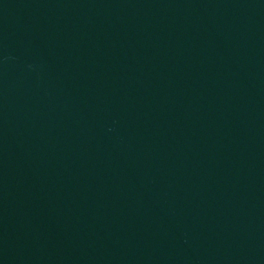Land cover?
<instances>
[{
	"label": "water",
	"instance_id": "water-1",
	"mask_svg": "<svg viewBox=\"0 0 264 264\" xmlns=\"http://www.w3.org/2000/svg\"><path fill=\"white\" fill-rule=\"evenodd\" d=\"M0 264H50L1 23Z\"/></svg>",
	"mask_w": 264,
	"mask_h": 264
}]
</instances>
